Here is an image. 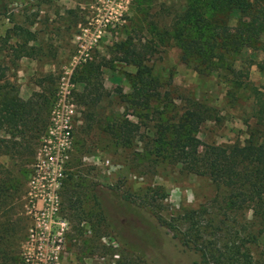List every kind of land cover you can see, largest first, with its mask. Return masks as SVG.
Returning a JSON list of instances; mask_svg holds the SVG:
<instances>
[{
	"label": "rangeland",
	"instance_id": "rangeland-1",
	"mask_svg": "<svg viewBox=\"0 0 264 264\" xmlns=\"http://www.w3.org/2000/svg\"><path fill=\"white\" fill-rule=\"evenodd\" d=\"M186 4L0 0V89L13 85L24 108L43 100L45 123L33 132L24 156L0 150V175L7 182L0 198V264H136L101 219L98 187L110 217L149 264H199L174 244L153 212L166 217L173 209L196 207L214 195L215 185L152 147L158 145V123L174 121L198 101L211 108L196 133L199 144H231L250 133L264 143V127L254 116L264 101L182 60L172 26ZM16 26L21 33L15 34ZM129 47L146 51L145 63L167 91L164 102L154 104L159 113L128 101L136 70L125 54ZM99 63L93 96L98 92L100 100L92 104L81 95L90 65ZM247 79L259 88L264 84L255 64ZM125 120L139 125L129 141L117 135L116 126ZM10 138L9 130L0 131L3 145ZM120 202L134 212H122ZM261 249L264 237L256 251ZM255 257L256 264L264 263V254Z\"/></svg>",
	"mask_w": 264,
	"mask_h": 264
},
{
	"label": "trees",
	"instance_id": "trees-1",
	"mask_svg": "<svg viewBox=\"0 0 264 264\" xmlns=\"http://www.w3.org/2000/svg\"><path fill=\"white\" fill-rule=\"evenodd\" d=\"M22 30L16 26L15 34ZM172 31L184 62L193 60L199 71L221 74L233 87L248 89L264 101V84L259 88L247 79L252 64L264 76V0H187ZM22 52L31 54L26 47ZM125 54L136 67L128 101L134 107L161 112L154 104L164 102L161 96L167 91L160 90L162 84L145 63L146 51L129 47ZM257 54L262 56L257 58ZM101 64L90 65L85 80L87 91L81 95L92 104L100 100L98 92L93 96V89L97 91L100 85L93 73ZM3 76L0 68V78ZM16 94L13 85L1 86L0 131L9 130L11 138L10 145H3L0 139V150L10 148L24 156L30 150L33 132L45 125L44 101L35 98L29 108H24L17 103ZM210 116L211 108L191 101L174 121L158 123V145L152 147L186 172L208 177L215 185L214 195L196 207L173 209L166 217L158 211L153 215L174 244L192 252L199 264H256L255 254H264L262 249L256 251L264 237V143L250 133L231 144H199L196 133ZM254 116L264 127V106L256 108ZM116 129L120 140L129 141L139 125L125 120ZM17 136L19 140L14 139ZM6 187L0 175V198ZM104 193L94 188L102 221L118 242L133 252L136 264H149L142 249L137 250L110 217ZM117 205L122 212H134L125 203Z\"/></svg>",
	"mask_w": 264,
	"mask_h": 264
}]
</instances>
